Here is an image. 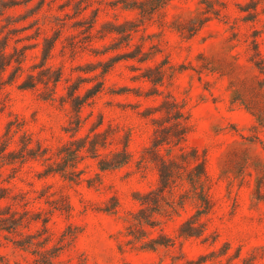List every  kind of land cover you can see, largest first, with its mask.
I'll list each match as a JSON object with an SVG mask.
<instances>
[{"label": "rangeland", "instance_id": "rangeland-1", "mask_svg": "<svg viewBox=\"0 0 264 264\" xmlns=\"http://www.w3.org/2000/svg\"><path fill=\"white\" fill-rule=\"evenodd\" d=\"M38 1L7 12L40 30L19 78L0 84V210H27L0 228V264H264V0ZM42 68L44 81L18 87ZM164 131L172 140L154 148ZM125 144L129 162L101 169ZM160 157L179 174L139 225ZM150 238L166 244L142 247Z\"/></svg>", "mask_w": 264, "mask_h": 264}, {"label": "trees", "instance_id": "trees-1", "mask_svg": "<svg viewBox=\"0 0 264 264\" xmlns=\"http://www.w3.org/2000/svg\"><path fill=\"white\" fill-rule=\"evenodd\" d=\"M34 1L35 0H0V81H2L0 82V84H2L3 82L12 83V82H15L19 78L20 71L23 68L22 62L24 61L27 55V50L32 49L38 45V37H39V30H40L39 26L36 25V22H33L31 26H24L19 29L14 27L13 24L16 22V20L12 19L11 16L7 15V12L11 8H14L19 5H28ZM85 1L86 0H64L62 6L73 4L76 6V10H77L76 12H80L81 8L83 7V3ZM44 2L45 0H39L37 2L36 8L41 9V7H43ZM26 17H27L26 15L21 16L18 20L25 19ZM33 26L34 28H33L32 33H25L22 36H18L19 30L24 31ZM24 39H29V42L27 44H22L20 46H17V45L14 46L13 53L11 54L7 53L6 49L11 40L21 41ZM52 46H53V40L51 41L49 40L47 42V45L43 48L42 61H41L40 67L45 64L46 59L49 56L50 51L52 49ZM13 56L15 57L13 58ZM12 59L13 61H15V66L13 70L11 71L10 75L7 77V80L4 81L3 80L4 73L7 69V66L12 63ZM45 72H46V68H42L41 70L37 71L35 74L34 73L28 74L27 78L23 80L18 85V87L22 89L34 88L37 81L42 82L45 80L44 79ZM57 80H58V77L55 76V78L53 79L54 83L57 82ZM82 103L83 102L77 103L75 106L74 126L76 129L80 127V113L79 112L83 105ZM180 120H181L180 116L175 117V124H174L175 128L180 126V123H181ZM173 133H174L173 135H175L176 137V140H180L184 137V130L182 129L177 128L175 132ZM171 135L172 134L169 133L168 131H164V135L162 136V138L160 140L156 139L154 143V148L157 149L161 143H169L172 140ZM85 142H86V139H83V144H79V145L77 144L75 146L72 145V147H69L68 151L70 155V160H69L70 165L75 166L77 159L79 157L80 150L83 147H85ZM126 145L127 144L124 145L119 155L115 156V157H119V159L112 157L106 162H104L105 164L100 165V168L101 169L114 168L116 166L128 163L130 154L126 149ZM89 146L91 150L96 151L97 148H96V144L94 141L90 140ZM4 149L5 147L3 146L2 150ZM3 157L4 155L0 154V165H2L4 163L3 161H5ZM201 169H202L201 172L194 173L189 176L192 182H197L200 180L201 173H204L203 164H201ZM51 171H55V170H49L47 173ZM75 171L73 172L72 176H68V177H71L70 179H74V177H76L75 179L80 178L79 172L77 171L75 172ZM157 171H158L159 184H160L157 191L149 192L145 195H142V198L139 200V203L142 206V208H140L138 213L134 215V219L136 223L139 225L141 224L142 219H147L146 216L150 217L152 215L151 212H148L146 214V208L150 204L149 201H151V204L153 205L154 209L160 208L161 204H160L159 199L162 197L163 190L165 188H170L172 184L175 182L176 177H178V174H179V169H178L176 162L170 159L166 160L162 157H160V162L157 166ZM149 195L152 196L150 199L148 198ZM7 198H8L7 188L0 187V200H5ZM6 210L5 212L0 210V228L8 232H12L17 229V227L20 225L22 221H24L25 219L24 215H25V212H27V210H25L24 208L22 214H20L19 216H15L10 211V207H7ZM189 223L190 225L192 224V222H189ZM189 227L186 229H193ZM182 231H185V230H182ZM188 231H191V230H188ZM129 233H131V235H133V237L136 239H140L141 237V236H136L133 232H129ZM186 233L188 235H199L198 232H186ZM165 244L166 242H164L163 240L150 238L149 241L146 242L142 247H145L146 249H155L157 245H165Z\"/></svg>", "mask_w": 264, "mask_h": 264}]
</instances>
